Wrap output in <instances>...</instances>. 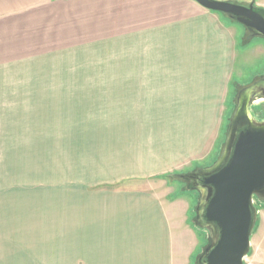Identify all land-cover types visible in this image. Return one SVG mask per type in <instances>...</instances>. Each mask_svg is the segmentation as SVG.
<instances>
[{
	"label": "crops",
	"instance_id": "0c3cea01",
	"mask_svg": "<svg viewBox=\"0 0 264 264\" xmlns=\"http://www.w3.org/2000/svg\"><path fill=\"white\" fill-rule=\"evenodd\" d=\"M203 8L195 0H0V105L23 104L19 95L32 89L34 95L29 99L32 104H60L65 106L62 111L68 117L75 118L76 107L66 105H76L82 89H120V95L111 93V96L121 98L125 115H140L132 118L135 126L139 120H166L163 127L168 133L164 136L156 133L154 143L158 144L153 146V154H147L145 149L142 153L129 150V157L124 160L121 155L113 159L106 153L98 159L104 158L106 167L120 169L122 176L95 185L81 182L75 189L74 232L77 236L82 234L85 254L105 256L106 264H189V257L186 259L184 252L178 251L181 242L174 243L167 206L151 181L171 172L167 170L172 165L198 151L191 133L199 128L189 109L178 108L186 116L173 123L176 120L164 105L175 103L174 99H182L178 104H189V95L195 89L198 104L211 103L210 97L219 90L217 78L200 74L221 73L222 78L225 72L224 62L210 61L225 51V32L214 24L216 19H209ZM88 49L105 62L109 60L88 70L106 74L105 79L50 81L42 80L43 75L38 74L56 69L57 75H76L75 64H79L76 59L53 61L71 55L81 57L82 50ZM203 58H209L210 64ZM16 72L33 73L34 80H18ZM162 74H166V84H161ZM39 75L42 79H36ZM114 76L115 79H107ZM144 105L155 109L144 113L140 109ZM158 105H162L163 111ZM79 131L58 130L54 136L59 139L53 143L73 163L77 174L78 168H83L81 163L94 160L84 151L86 143L80 137L102 136L91 130L86 134ZM138 131L141 130L130 136L136 137ZM132 140L140 143L138 139ZM96 143H105L104 150L114 149L108 141ZM117 144L121 146L120 142ZM150 158L153 161L145 163ZM96 163L103 161L90 166L99 172ZM80 177L86 181L92 178L82 174Z\"/></svg>",
	"mask_w": 264,
	"mask_h": 264
},
{
	"label": "rangeland",
	"instance_id": "374dc122",
	"mask_svg": "<svg viewBox=\"0 0 264 264\" xmlns=\"http://www.w3.org/2000/svg\"><path fill=\"white\" fill-rule=\"evenodd\" d=\"M232 1L246 5L253 2L256 10L264 14V0ZM203 9L205 14L210 15L209 19H216L214 24L225 32V51L220 53L219 58H210L211 63L215 59L224 62L225 72L222 78L221 73L200 74L210 79L217 78L216 86L219 90L217 88L216 94L210 97L211 103L198 104L199 96L195 89L189 95V104H178L182 99H174L172 101L175 103L164 105L176 120L171 121L173 123L180 122L178 119L186 116L178 108L189 109V115L194 116L195 125L199 128L191 133L192 143L198 146V151L172 165L167 170L171 172L165 174V177H156L151 181L156 184L155 191L167 206L174 243L181 242V248L177 250L183 251L186 259L189 257V264H196L198 254L203 252L209 242V235L205 229L197 226L200 192L191 186L188 174L211 166L219 158L230 118L237 106V96L245 88L251 86L246 90L247 95L258 105L253 104L255 116L264 118V103H261L264 95L260 90L264 86V37L255 35L253 30L239 22L235 16ZM89 52L93 54L92 50H82L81 57L71 55L53 61L62 63L64 60L76 59L79 63L75 64L78 70L76 75H57L55 69L38 73L43 75V79L41 75L36 79H105L106 74L90 73L88 70L96 63L106 64L109 60L105 62L103 57L90 55ZM203 59L209 61V58ZM193 64H197V61H193ZM14 75L18 80L32 81L35 74L16 72ZM171 75L173 77L174 74ZM165 76L166 74H162L161 84H166ZM107 79H115V76ZM26 91V95H19L23 104L0 105V264L7 261L11 264H106L105 256L90 257L85 254L82 234L77 236L74 232L75 189L79 188L81 182L95 185L104 180L116 181V175L122 176L120 169L106 167L104 158L98 159L106 153L113 159L121 155L124 160L129 157V150L132 153H142L141 150L145 149L147 154H153V146L158 144L154 143L156 133L159 136L168 133L166 126L163 127L166 120L147 118L148 120H139L138 126H135V122H132L135 119L132 118L140 115H125L121 98L111 96L120 95V89H82L81 100L76 105H66L76 107L78 113L75 118L73 115L68 117V113L62 111L65 106L60 104H32L29 100L34 95L32 89ZM154 99L160 101L158 97ZM154 107L144 105L140 109L144 113H151ZM157 107L162 110V105ZM125 124L126 130H123ZM69 128L78 129L81 134L91 130L102 135L80 137L86 143L84 151L92 155L94 160L81 163L83 168H78V174L73 163L66 160L64 153L58 152V146L53 145L59 139L54 136L58 130ZM128 128L135 130L129 131ZM137 130L141 131H138L136 137L130 136L137 134ZM176 132L173 131L174 134ZM46 133L51 136H43ZM132 139H138L140 143ZM158 139L160 140L159 137ZM101 141H108L114 149L104 150L105 143H96ZM97 161H103L96 163L99 172L90 167ZM151 161L153 159L150 158L145 163ZM117 170L119 171L116 172ZM80 174L92 178L86 181ZM259 200L262 199H258V222L251 237V249L243 264H264V201ZM77 238L79 241L76 242Z\"/></svg>",
	"mask_w": 264,
	"mask_h": 264
},
{
	"label": "water",
	"instance_id": "95a60500",
	"mask_svg": "<svg viewBox=\"0 0 264 264\" xmlns=\"http://www.w3.org/2000/svg\"><path fill=\"white\" fill-rule=\"evenodd\" d=\"M195 1L208 10L235 16L264 37V14L253 2ZM250 87L237 96L217 161L188 174L191 186L200 192L197 226L209 235L196 264H243L251 249L258 199L264 201V118L253 112L255 102L246 92ZM260 90L264 95V86Z\"/></svg>",
	"mask_w": 264,
	"mask_h": 264
},
{
	"label": "trees",
	"instance_id": "16d2710c",
	"mask_svg": "<svg viewBox=\"0 0 264 264\" xmlns=\"http://www.w3.org/2000/svg\"><path fill=\"white\" fill-rule=\"evenodd\" d=\"M167 174V173H166ZM159 177H165V174L160 175Z\"/></svg>",
	"mask_w": 264,
	"mask_h": 264
}]
</instances>
